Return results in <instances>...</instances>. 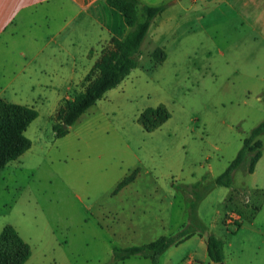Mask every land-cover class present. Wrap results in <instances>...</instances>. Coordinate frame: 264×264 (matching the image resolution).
<instances>
[{
  "label": "rangeland",
  "instance_id": "obj_1",
  "mask_svg": "<svg viewBox=\"0 0 264 264\" xmlns=\"http://www.w3.org/2000/svg\"><path fill=\"white\" fill-rule=\"evenodd\" d=\"M155 49L151 42L142 49L139 68L148 72L139 70L138 75L144 74L134 78V90L111 103L112 109H100L103 115L97 109L91 111L109 104L106 95L66 137L57 138L53 131L56 114L65 100L86 88L91 70L80 90L69 93L54 114L31 127V139L49 149L40 169L8 188L0 179V226L13 222L24 236L35 240V264H110L114 247L141 246L183 230L191 236L199 228L206 232L211 225L223 237L235 229L225 223L229 195L227 202H235L230 211L239 214L247 206V194L253 202L260 201L261 194L253 191L254 177L243 168L235 172L231 188L217 186L215 180L264 120V88L240 79L232 67L223 72L220 67L204 65L206 50L190 55L195 66L186 59L182 65L173 62L161 72L159 68L154 71L158 67L153 60ZM161 105L168 108L171 118L156 131L145 132L138 121L141 113ZM259 139L264 152V135ZM138 161L158 171L165 163L182 161L186 175L194 172L198 176L195 183L201 181V186L196 192L204 196L197 200L192 189L180 185L181 180L160 174L152 185L166 189L172 182L179 183L172 186L174 197L167 191L144 193L153 176H144L136 185L117 192L124 171ZM141 171L136 166L126 177L136 179ZM162 215H169L172 223L162 220ZM139 257L124 264H150Z\"/></svg>",
  "mask_w": 264,
  "mask_h": 264
},
{
  "label": "crops",
  "instance_id": "obj_2",
  "mask_svg": "<svg viewBox=\"0 0 264 264\" xmlns=\"http://www.w3.org/2000/svg\"><path fill=\"white\" fill-rule=\"evenodd\" d=\"M141 3L166 6L152 24L141 48L142 51L151 42L152 48L165 50V62L154 71L159 68L161 72L165 65L173 62L182 65L186 59L195 66V58L190 55L206 50L208 57L203 60L204 65L220 67L223 72L234 69L233 73L240 79L256 83L260 90L264 88V0H141ZM128 31L123 15L110 7L107 0H0V99L37 110L38 118L27 130L30 139L31 127L36 122L39 125L44 116L54 114L69 93L80 90L103 51L111 46V41L123 40ZM139 70L148 72L138 68L117 89L108 92L106 103L109 104L97 105L91 111L97 109V113L103 115L100 109H112L111 103L118 102L125 92L136 88L134 78H141L144 74L138 75ZM45 146L32 140L31 149L5 167L0 179L6 182L7 188L24 179L25 174L40 169V162L49 151ZM136 166L142 167L141 174L126 187L136 185L144 176H153L154 179H148L149 185H146L149 189L143 190L147 194L167 191L174 197L172 186L191 185L198 178L194 172L191 176L185 174L182 161L165 163L159 171L138 161L124 171L116 185ZM263 171L264 152L254 173L250 174L254 177L253 191L261 194L260 201L253 202L249 194L245 196L249 205L247 203L240 214V221L226 226L235 227L234 230H227L222 237L212 230L211 225L204 235L197 232L165 251L160 264H214L208 253L209 234L224 242L225 264H264ZM159 174L183 183L172 182L166 189L158 183L152 185ZM229 196L225 199L226 205L234 210L235 202H227ZM200 207L201 204L199 212ZM198 215L204 225L200 213ZM162 218L172 223L169 215H162ZM7 225L15 227L31 246L32 255L26 264H35V240L24 236L13 222L0 226V234Z\"/></svg>",
  "mask_w": 264,
  "mask_h": 264
},
{
  "label": "trees",
  "instance_id": "obj_3",
  "mask_svg": "<svg viewBox=\"0 0 264 264\" xmlns=\"http://www.w3.org/2000/svg\"><path fill=\"white\" fill-rule=\"evenodd\" d=\"M107 3L123 15L129 27L128 34L123 40H112V46L102 53L101 58L86 78L88 82L86 88L73 98L65 100L59 108L56 123L53 125L57 138L66 137L71 127L90 108L101 101L109 91L119 87L139 68L142 45L155 19L166 9L165 5H142L141 0H107ZM166 58L167 54L164 49L159 47L154 50L155 66L162 65ZM38 115L34 107L13 104L0 99V174L10 162L17 160L31 149L32 140L27 136V130ZM170 118L171 113L168 108L161 105L144 110L138 121L145 132L151 133L162 127ZM262 135H264V120L244 139L236 158L216 178L215 185L231 188L234 174L240 168H243L247 174L254 173L257 163L263 156V143L259 139ZM134 179V175L126 177L118 185L117 192ZM200 186L201 181L183 185L184 188L194 191V194L198 196L197 200L204 196L200 191L196 192ZM193 220L197 221L195 215ZM183 231L172 236H162L141 246L114 247L110 264H119L135 256L148 259L151 264H160V258L165 251L179 245L190 236V234L185 235ZM196 231L205 232L200 228ZM207 244L211 261L214 264H225L224 242L214 234H209ZM31 255V246L23 240L17 229L12 225L5 226L0 234V264H26Z\"/></svg>",
  "mask_w": 264,
  "mask_h": 264
},
{
  "label": "built area",
  "instance_id": "obj_4",
  "mask_svg": "<svg viewBox=\"0 0 264 264\" xmlns=\"http://www.w3.org/2000/svg\"><path fill=\"white\" fill-rule=\"evenodd\" d=\"M241 219V215L236 211H230L225 217L226 226L236 225Z\"/></svg>",
  "mask_w": 264,
  "mask_h": 264
},
{
  "label": "water",
  "instance_id": "obj_5",
  "mask_svg": "<svg viewBox=\"0 0 264 264\" xmlns=\"http://www.w3.org/2000/svg\"><path fill=\"white\" fill-rule=\"evenodd\" d=\"M206 235H208V234H206Z\"/></svg>",
  "mask_w": 264,
  "mask_h": 264
}]
</instances>
